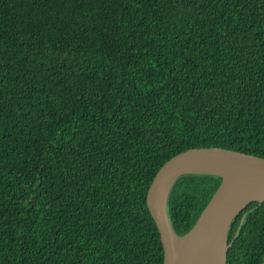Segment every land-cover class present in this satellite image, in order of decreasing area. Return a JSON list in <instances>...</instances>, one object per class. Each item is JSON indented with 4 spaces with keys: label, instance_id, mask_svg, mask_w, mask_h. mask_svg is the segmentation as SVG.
<instances>
[{
    "label": "trees",
    "instance_id": "16d2710c",
    "mask_svg": "<svg viewBox=\"0 0 264 264\" xmlns=\"http://www.w3.org/2000/svg\"><path fill=\"white\" fill-rule=\"evenodd\" d=\"M264 158V0H0V264H164L147 205L190 149ZM182 175L178 236L219 187ZM226 264H263L264 202Z\"/></svg>",
    "mask_w": 264,
    "mask_h": 264
},
{
    "label": "water",
    "instance_id": "95a60500",
    "mask_svg": "<svg viewBox=\"0 0 264 264\" xmlns=\"http://www.w3.org/2000/svg\"><path fill=\"white\" fill-rule=\"evenodd\" d=\"M188 173L216 174L224 180L192 230L178 236L167 205L174 184ZM252 202H264V158L222 148L190 149L172 158L157 173L147 195L161 235L164 264H226L230 226Z\"/></svg>",
    "mask_w": 264,
    "mask_h": 264
},
{
    "label": "bare ground",
    "instance_id": "6f19581e",
    "mask_svg": "<svg viewBox=\"0 0 264 264\" xmlns=\"http://www.w3.org/2000/svg\"><path fill=\"white\" fill-rule=\"evenodd\" d=\"M199 169H203V168L201 167V168H199ZM204 170H206V168H204Z\"/></svg>",
    "mask_w": 264,
    "mask_h": 264
}]
</instances>
